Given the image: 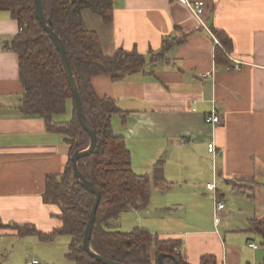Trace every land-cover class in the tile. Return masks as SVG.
Listing matches in <instances>:
<instances>
[{"label": "crops", "instance_id": "0c3cea01", "mask_svg": "<svg viewBox=\"0 0 264 264\" xmlns=\"http://www.w3.org/2000/svg\"><path fill=\"white\" fill-rule=\"evenodd\" d=\"M189 1L204 3L202 23L171 0H112L109 24L81 12L105 55L135 50L145 59L120 79L91 77L96 95L114 99L122 111L112 114L111 128L125 139L132 170L151 178L146 207L124 211L110 225L180 238L186 264H200L205 255L217 264H264L263 239L252 228V221H264V0ZM19 31L0 9V264H73L66 258L69 236L44 241L12 228L32 224L48 233L61 225L58 207L43 194L47 177L63 172L69 149L42 118L19 110L18 55L6 47ZM72 106L67 100L53 121L70 119ZM213 109L220 122L211 126L204 119ZM211 140L214 153L207 150ZM159 160L164 188L152 179ZM215 200L224 203L217 218Z\"/></svg>", "mask_w": 264, "mask_h": 264}, {"label": "trees", "instance_id": "16d2710c", "mask_svg": "<svg viewBox=\"0 0 264 264\" xmlns=\"http://www.w3.org/2000/svg\"><path fill=\"white\" fill-rule=\"evenodd\" d=\"M40 2L46 24L64 46L82 111L96 133L93 151L77 160L80 173L100 191L89 240L92 250L121 264H186L180 253V238L158 239L142 227H135L128 232L111 230L110 222L116 220L122 212L146 207L151 178L148 174H137L132 170L125 139L115 135L111 128L112 114L122 111L114 99L96 95L91 77L97 73H107L113 79H120L126 73L139 71L144 65V56L135 50L122 49H117L112 55H105L96 32L86 27L81 17L82 10H90L103 23L109 24L112 20V0ZM0 9L9 11L20 27L17 35L6 44L18 55L19 81L23 88L19 110L25 116L42 118L47 131L62 134L69 147L63 172L58 178L47 177L43 194L45 202L58 207L61 225L48 233L38 231L32 224L14 225L12 228L17 235H36L44 241L58 235H67L70 237L66 253L68 260L73 264H102L82 247L84 229L95 195L84 189L74 177L71 156L76 150L85 149L90 137L77 118L73 94L64 75L60 54L35 17L34 0H0ZM184 39L182 36L168 41L163 50ZM222 41L223 45H227L226 38ZM215 56L217 59L219 52ZM67 100L73 104L71 118L67 121H53L54 115L65 112ZM152 179L158 188L166 187L161 160L154 165ZM252 228L261 236L264 245V221H252ZM150 247L154 249L152 258ZM159 254H166L162 261L158 259ZM200 264L217 262L214 257L205 255L201 257Z\"/></svg>", "mask_w": 264, "mask_h": 264}, {"label": "water", "instance_id": "95a60500", "mask_svg": "<svg viewBox=\"0 0 264 264\" xmlns=\"http://www.w3.org/2000/svg\"><path fill=\"white\" fill-rule=\"evenodd\" d=\"M34 14L39 24L50 36L51 40L53 41L56 49L58 50L60 54V61H61L62 68L64 70V75H65L67 83L73 94V103H74V107L76 110L77 118L81 126L83 127V129L88 133L90 137L89 145L85 149L76 150L71 156V163H72V170H73L74 177L77 179V181L81 184V186L84 189L88 190L89 192L95 195L94 202H93V205L89 213V219L84 229L82 247L92 258H94L96 261L102 264H121V263H118L116 261L110 260L106 257H103L97 254L96 252L92 250L90 246L89 240H90L91 230H92V226H93L94 219H95L96 209H97V206L100 200V191L94 185V183L86 180L84 176L80 173V170L78 169V166H77V160L83 156L90 154L93 151L96 145V139H97L96 133H95L93 126L90 124L87 117L84 115L82 111L80 96H79V93L76 87L75 79L71 71L68 58L65 53L64 46L61 40L52 31L51 27L48 24H46L40 0H34ZM164 256H166V254H159L158 256L159 261H162Z\"/></svg>", "mask_w": 264, "mask_h": 264}, {"label": "built area", "instance_id": "2783aa9c", "mask_svg": "<svg viewBox=\"0 0 264 264\" xmlns=\"http://www.w3.org/2000/svg\"><path fill=\"white\" fill-rule=\"evenodd\" d=\"M171 1H179L183 4H185L190 9V11L194 14V16H196L200 20V22L202 23L201 14H202V11L204 8V3L202 1H193V2H191L189 0H171ZM211 36L213 38L214 45H219L218 40L214 37V35H211ZM204 120L207 124H210L211 126H214L216 123L220 122V118L217 115L215 109H213L211 111V113L205 117ZM207 150L211 153H214L215 144H214L213 140L208 142ZM206 187L210 190H214L215 185L213 183H208L206 185ZM223 208H224V203H222L221 201L215 200V202H214V211H215L214 216L216 218L218 216L217 212L222 210ZM249 246H251L252 248L257 247V245L255 243H250ZM37 262L38 261L36 259H31L26 264H36Z\"/></svg>", "mask_w": 264, "mask_h": 264}, {"label": "rangeland", "instance_id": "374dc122", "mask_svg": "<svg viewBox=\"0 0 264 264\" xmlns=\"http://www.w3.org/2000/svg\"><path fill=\"white\" fill-rule=\"evenodd\" d=\"M62 120H66L67 119V116L66 115H61V116H59ZM69 120V119H68ZM115 226H113V225H111V230H118V231H122V232H128V231H131L132 229V227L130 228L129 227V225H126V224H124V225H121V227H119V226H117L116 225V223H113ZM258 243V245H259V242L260 241H257ZM150 251H153V253H151V255H150V257L152 258L153 257V255H154V249L153 250H150L149 249V254H150Z\"/></svg>", "mask_w": 264, "mask_h": 264}]
</instances>
